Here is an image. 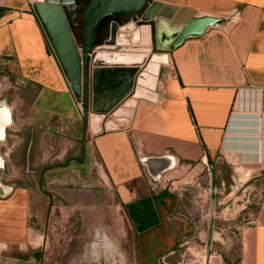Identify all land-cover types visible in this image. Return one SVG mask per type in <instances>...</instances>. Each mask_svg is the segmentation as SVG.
<instances>
[{"label": "crops", "instance_id": "0c3cea01", "mask_svg": "<svg viewBox=\"0 0 264 264\" xmlns=\"http://www.w3.org/2000/svg\"><path fill=\"white\" fill-rule=\"evenodd\" d=\"M36 3L0 0V261L8 255L48 264L55 215L67 226L65 239L84 245L93 234L91 251L81 250L77 261L97 260L102 247L106 262L124 248L121 264H180L177 247L188 245L206 252L204 262L194 263L264 264V198H255L264 188V0H160L175 15L188 10L221 22L169 52L156 102L138 99L128 128L106 131L108 114L97 136L83 120ZM154 35L148 54L111 52L148 58L135 84L161 52ZM145 157H173L177 167L156 183L141 163ZM192 166L214 167L210 181L231 170V180L245 177L246 186L208 195L172 189ZM32 194L47 199L42 217L30 211ZM223 206L234 211L217 212ZM246 214L253 223L233 237L226 225L240 227Z\"/></svg>", "mask_w": 264, "mask_h": 264}, {"label": "water", "instance_id": "95a60500", "mask_svg": "<svg viewBox=\"0 0 264 264\" xmlns=\"http://www.w3.org/2000/svg\"><path fill=\"white\" fill-rule=\"evenodd\" d=\"M35 1V12L76 100L82 104L83 120L94 136L103 132L102 124L108 114L112 115L104 125L106 131L128 128L138 99L156 102L160 65L169 63V52L221 22L215 17H195L196 13L188 10L175 15L176 8L159 2L150 4L149 0ZM78 25L82 26L81 43L74 36ZM153 32L161 52L153 55L135 84L138 67L148 58L111 52L148 54ZM130 41L132 47H126ZM126 63L135 67L130 68ZM116 79L117 83L112 85ZM141 163L156 183L177 167L173 157H145Z\"/></svg>", "mask_w": 264, "mask_h": 264}, {"label": "rangeland", "instance_id": "374dc122", "mask_svg": "<svg viewBox=\"0 0 264 264\" xmlns=\"http://www.w3.org/2000/svg\"><path fill=\"white\" fill-rule=\"evenodd\" d=\"M74 36L77 40L78 43H80L82 41V32H74ZM81 52V51H80ZM197 166V165H196ZM43 168V167H42ZM40 169V167H39ZM210 174H215L214 171V167L210 166L209 167V171L207 169H202L201 167H189L186 170L182 171L181 174H179L181 176L180 179L175 180V182H179L176 184V186H172V189H176L179 190L182 187H184L185 189H190V190H199L200 192H204L207 191V195L209 190H217V193H220V191H222L221 188H225V190H228L229 185L233 186V190L238 189L239 191L243 190V187L246 186L245 177H241L240 179L231 180V170H229L228 172L224 173V177H221V175L219 176V178H214L213 180L210 181L209 175ZM224 179V180H223ZM224 181V187H222ZM224 193V192H223ZM226 194V193H225ZM198 195V194H197ZM31 213L35 214L36 212H39V216L38 217H42V210H47V199L44 197H40L39 199L37 197H34L33 194L31 195ZM37 196L39 197L40 195L37 194ZM220 196V194H219ZM202 199L206 200V196H201ZM257 203V201H256ZM251 207H258V205H252ZM250 207V208H251ZM248 209L249 214H252L253 209ZM227 209V206L224 207L223 209H220V207L217 209V212H221L223 211L225 214L230 215L231 212L234 211V209ZM233 210V211H232ZM223 213V214H224ZM224 214V215H225ZM247 215L245 217V220L243 221L242 226H246L247 224H250L251 222H253V217L251 215ZM55 215L52 216V219L50 220V224L48 225V252L50 255V260L48 262V264H121V255L119 254V252H125L124 248L122 250L118 249L119 252L116 250V252H114V257L111 258V261L106 262V255H104V249L102 247H99L97 249V253L100 255L99 258L97 260H76L77 254L82 252L81 250H90L92 249V247L90 246L91 242L93 241L92 238V233L85 235L83 240L84 245L78 243V241L76 242V240L74 239V241L72 242V240L70 241V237H66L65 239V234L68 232L67 230V226L65 225V227L63 228L61 226V221L59 219H55L54 218ZM47 217V216H46ZM193 217H196V214H193ZM43 225H46V219L43 218L41 220ZM239 222V221H238ZM232 223V222H230ZM238 224V223H237ZM43 229H41V234L43 233ZM64 235V236H63ZM74 236V233H73ZM80 241V240H79ZM128 248V247H127ZM128 250V249H127ZM81 254V253H80ZM210 254V253H209ZM111 255V254H110ZM203 258L202 261H205V257H206V252L205 253H201L199 250L195 249L193 246L189 247L188 245H185L182 248V251L180 253V264H200L198 262L194 263V260L196 258H198L200 260V258ZM10 258L8 257V255H4V259H2L0 261V264H26L23 261H15L12 262L11 260L13 259H7ZM52 259V260H51ZM201 261V262H202Z\"/></svg>", "mask_w": 264, "mask_h": 264}, {"label": "built area", "instance_id": "2783aa9c", "mask_svg": "<svg viewBox=\"0 0 264 264\" xmlns=\"http://www.w3.org/2000/svg\"><path fill=\"white\" fill-rule=\"evenodd\" d=\"M160 0H149L150 4L152 3H155V2H159ZM256 200L260 202L263 201V198H264V188H262L261 190H259L257 193H256V196H255ZM253 222H251L252 224ZM242 228L243 226L241 225L240 227H235L234 225H231V224H227L225 229L227 231H230L233 233V237L235 238H238L242 232Z\"/></svg>", "mask_w": 264, "mask_h": 264}, {"label": "flooded vegetation", "instance_id": "af4514ba", "mask_svg": "<svg viewBox=\"0 0 264 264\" xmlns=\"http://www.w3.org/2000/svg\"><path fill=\"white\" fill-rule=\"evenodd\" d=\"M87 3H84V5H86ZM106 22H107V20H105L101 25L103 26V25H105L106 24ZM100 28H101V26H100ZM100 28L98 29V38L100 37V32H101V30H100ZM82 32V26L81 25H78L76 28H75V30H74V32Z\"/></svg>", "mask_w": 264, "mask_h": 264}, {"label": "trees", "instance_id": "16d2710c", "mask_svg": "<svg viewBox=\"0 0 264 264\" xmlns=\"http://www.w3.org/2000/svg\"><path fill=\"white\" fill-rule=\"evenodd\" d=\"M81 42H82V41H81ZM81 42H80V43H81Z\"/></svg>", "mask_w": 264, "mask_h": 264}]
</instances>
